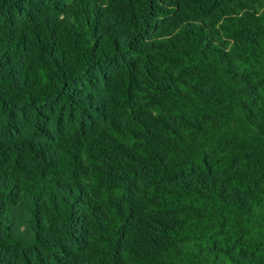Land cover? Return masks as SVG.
Listing matches in <instances>:
<instances>
[{
	"label": "trees",
	"instance_id": "1",
	"mask_svg": "<svg viewBox=\"0 0 264 264\" xmlns=\"http://www.w3.org/2000/svg\"><path fill=\"white\" fill-rule=\"evenodd\" d=\"M0 264H264V0H0Z\"/></svg>",
	"mask_w": 264,
	"mask_h": 264
}]
</instances>
